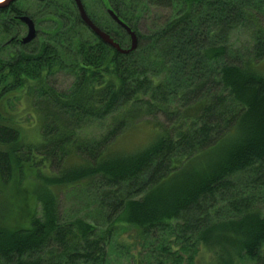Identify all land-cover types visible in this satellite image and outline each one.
<instances>
[{"label":"trees","instance_id":"16d2710c","mask_svg":"<svg viewBox=\"0 0 264 264\" xmlns=\"http://www.w3.org/2000/svg\"><path fill=\"white\" fill-rule=\"evenodd\" d=\"M112 3L139 36L129 53L66 3L57 28L23 43L0 7V181L35 174L42 205L29 224L0 223V264H107L126 226L143 239L141 264H194L202 249L208 264H264V0ZM95 20L130 46L124 28ZM66 66L74 80L58 89ZM22 91L40 116L34 137L15 109ZM144 111L165 122L145 145L116 148ZM69 189L93 214L63 216Z\"/></svg>","mask_w":264,"mask_h":264},{"label":"rangeland","instance_id":"374dc122","mask_svg":"<svg viewBox=\"0 0 264 264\" xmlns=\"http://www.w3.org/2000/svg\"><path fill=\"white\" fill-rule=\"evenodd\" d=\"M72 1L74 2V0H62V3H66L74 8ZM85 3L88 11L91 12L94 17L97 15L104 16V14H106V9L101 1L86 0ZM156 10V7H153V12H156ZM163 10L167 11V9ZM31 12H33L34 17H36V11ZM149 21V15L140 19L137 24L140 33L148 29L147 24ZM43 26L40 25L39 28L42 27L45 29L48 27L49 31H52L57 28L58 25L54 27V23L45 22ZM37 33L38 32H36L32 39L25 41V43L33 45L36 42L35 38ZM27 35L28 30L25 27L21 37H26ZM0 41L2 43V39H0ZM73 73L74 72L68 66L62 67L56 72V75L51 81H53L54 86L58 89H67L74 80ZM17 93H20V91ZM33 101V96L24 91L21 92V96L18 95L15 97V109L21 113L24 124H29V128L26 129V134L29 137H34V134L37 129L39 130L40 125L38 119L40 116L38 115L36 110L37 107L34 106ZM158 122H165V118L162 114H157L155 116L152 115V113L144 111L140 117L136 119V121L129 123L123 133H121L118 138L116 148L129 151L145 145L153 137L155 132L158 131ZM27 179L28 180L25 182L24 186L22 183L20 184L18 182L16 186V183L13 182L4 183L0 181V205L2 202L9 205L7 212H0V216L2 215L0 223L5 222L11 226L16 223H27L31 220L32 215L35 216L36 214L42 213L40 200L34 191L32 192L31 190V184L35 185V174H33V177L27 176ZM2 191L6 192V195H3ZM64 191L65 192L61 194L59 204L64 217L68 218V216L74 214H88L89 216L93 214V206H91V203L85 193L83 194L82 192L76 191L72 192L70 189ZM29 223L30 221L28 224ZM141 250H143V239L139 237L138 229L132 226H126L119 229V231L114 235L112 242L109 244L107 264H141L139 262L142 257V255H140ZM156 256L157 255L154 254L153 258L155 261L150 264H158ZM209 260H212V254L202 249L194 264H208Z\"/></svg>","mask_w":264,"mask_h":264},{"label":"flooded vegetation","instance_id":"af4514ba","mask_svg":"<svg viewBox=\"0 0 264 264\" xmlns=\"http://www.w3.org/2000/svg\"><path fill=\"white\" fill-rule=\"evenodd\" d=\"M4 1V0H3ZM86 0H82L83 5L87 11V13L89 15H91L90 17L93 19L94 18V22L98 25V23L95 20V17L91 14V12L88 11V8L86 6L85 3ZM101 2H103V6L105 7V12L106 14H104V21L108 20V21H112L114 22V26H121V28H124V30H126V28L121 25L117 19H115L113 17V15L110 13L109 9H113L114 12H116L118 14V16L123 19L125 22H127L132 29H134L133 25L131 24L130 20H128L123 14L122 16L120 15V13L118 12L119 10L117 9V7L115 5H113L112 1L113 0H99ZM73 3V1H72ZM62 0H11L8 3H5L4 6H2L3 8L5 7V13H6V21L8 23V26L13 29V25L14 22H19L18 25H21L24 29L25 27L27 28V30L29 29L28 27V23L22 19V16L24 15H28L29 17H31L33 19V23L35 25L36 28V32H47L49 31V28H39L40 25L43 26V24L45 22H51L54 23V27L58 25V23L61 22V7H62ZM34 5V6H33ZM73 7H75V9H77L79 11V7L78 4L76 2V0H74L73 3ZM33 6V7H31ZM1 7V6H0ZM16 8L17 14L14 15V9ZM36 11L35 13L38 15H36V17H34V13L31 11ZM80 14V11H79ZM81 15V14H80ZM82 17V16H81ZM109 18V19H108ZM83 19V18H82ZM85 22V21H84ZM86 23V22H85ZM107 23V22H106ZM106 23H103L104 26L109 27V25H107ZM87 24V23H86ZM111 25V26H113ZM88 26V25H87ZM103 26V27H104ZM44 27V26H43ZM89 27V26H88ZM103 30H105V28ZM20 28H18V30H21ZM135 30V29H134ZM24 31V30H23ZM107 31L109 34H111V36L117 41L119 42V40H117V38L114 36V31H111L110 28L105 30ZM136 31V30H135ZM127 32V30H126ZM128 33V32H127ZM129 34V33H128ZM98 35V34H97ZM130 35V34H129ZM99 36V35H98ZM107 43V42H106ZM120 43V42H119ZM130 43H131V36H130ZM110 44V43H108ZM121 44V43H120ZM112 45V44H110ZM122 45V44H121ZM113 46V45H112ZM123 46V45H122ZM114 47V46H113Z\"/></svg>","mask_w":264,"mask_h":264},{"label":"water","instance_id":"95a60500","mask_svg":"<svg viewBox=\"0 0 264 264\" xmlns=\"http://www.w3.org/2000/svg\"><path fill=\"white\" fill-rule=\"evenodd\" d=\"M11 0H4L0 2V6H4L5 3H8ZM78 7H79V11L80 14L83 18V20L87 23V25L96 33L98 34L105 42L112 44L117 50H119L122 53H129L132 50L136 49L138 47V42H139V36L137 34V32L132 29V27L125 22L123 19H121L118 14L116 12L113 11V9H109L110 13L113 15V17L115 19H117V21L123 25L127 32L130 34L131 36V44L130 46H122L119 42H117L112 36L111 34H109L107 31L103 30L99 25H97L93 19L89 16V14L87 13L82 0H76ZM22 19L25 20L28 23V35L26 37L23 38V41H28L30 39H32L34 37V35L36 34V28L35 25L33 23V19L31 17H29L28 15H24L22 16Z\"/></svg>","mask_w":264,"mask_h":264}]
</instances>
